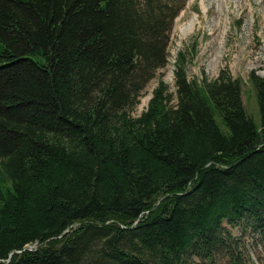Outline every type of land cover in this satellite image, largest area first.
<instances>
[{"label": "trees", "instance_id": "obj_1", "mask_svg": "<svg viewBox=\"0 0 264 264\" xmlns=\"http://www.w3.org/2000/svg\"><path fill=\"white\" fill-rule=\"evenodd\" d=\"M185 2L0 0V264H255L264 76L258 123L240 77L188 79L182 52L173 94Z\"/></svg>", "mask_w": 264, "mask_h": 264}, {"label": "rangeland", "instance_id": "obj_2", "mask_svg": "<svg viewBox=\"0 0 264 264\" xmlns=\"http://www.w3.org/2000/svg\"><path fill=\"white\" fill-rule=\"evenodd\" d=\"M168 52V63L158 74L173 94L174 64L178 52H182L188 79H212L220 69L240 77L246 111L258 123V106L248 75L254 71L264 76V0H186L174 20ZM156 84L155 77L132 110L133 115L147 107ZM247 243L253 262L259 264L264 260V245ZM27 247L33 249L36 244Z\"/></svg>", "mask_w": 264, "mask_h": 264}]
</instances>
